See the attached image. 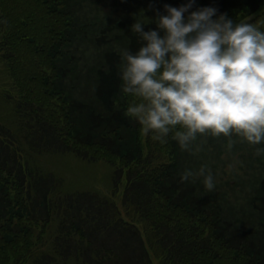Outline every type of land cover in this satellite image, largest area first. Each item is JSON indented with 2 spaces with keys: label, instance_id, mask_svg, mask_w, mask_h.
I'll use <instances>...</instances> for the list:
<instances>
[{
  "label": "trees",
  "instance_id": "obj_1",
  "mask_svg": "<svg viewBox=\"0 0 264 264\" xmlns=\"http://www.w3.org/2000/svg\"><path fill=\"white\" fill-rule=\"evenodd\" d=\"M139 1L0 0L10 79L0 97V264H264V176L251 185L259 199L239 184L247 204L236 206L216 172L211 191L203 177L181 181L207 165L209 143L195 154L171 134L161 144L126 115L134 97L123 92L121 52L141 46L131 26L156 30L172 2L124 15ZM209 6L258 23L264 0H196L191 10ZM48 153L112 167L109 195L63 193L35 161Z\"/></svg>",
  "mask_w": 264,
  "mask_h": 264
},
{
  "label": "clouds",
  "instance_id": "obj_2",
  "mask_svg": "<svg viewBox=\"0 0 264 264\" xmlns=\"http://www.w3.org/2000/svg\"><path fill=\"white\" fill-rule=\"evenodd\" d=\"M195 3L165 4L166 14L156 13V30L145 31L142 20L131 26L141 46L121 52L123 92L134 97L126 115L138 121L142 135L165 144L171 134L194 154L200 151L194 148L198 136L236 135L252 145L264 143L262 25L218 14L216 7L191 10ZM234 143L229 139V150ZM198 177L207 190L214 189L207 165L186 170L181 181Z\"/></svg>",
  "mask_w": 264,
  "mask_h": 264
},
{
  "label": "rangeland",
  "instance_id": "obj_3",
  "mask_svg": "<svg viewBox=\"0 0 264 264\" xmlns=\"http://www.w3.org/2000/svg\"><path fill=\"white\" fill-rule=\"evenodd\" d=\"M130 1V0H128ZM155 2V3H154ZM184 0H172L168 5L172 7H180L184 5ZM149 4L157 6V0H140L135 6L133 3L129 4L128 11L124 12L128 18L133 16H146L145 10L155 12V9ZM123 13V12H122ZM258 15L261 16L259 24L264 26V6L259 10ZM264 28V27H263ZM10 79L6 71L5 65L0 61V97L5 93L6 87H9ZM6 84L7 86H3ZM232 139L235 141L231 150L228 149V141ZM206 145L210 144L211 149L219 155L216 160L211 155L213 151H205V159L201 162L206 163L211 173L216 172V180L218 182L225 180L229 182L232 190L231 200L236 206H245L247 204V195L242 192L239 187L243 183L244 189L249 193L250 197L258 198L255 185H252L253 179L256 177L262 178L264 176V153L256 155V150L263 147L264 143L252 145L243 141L240 137L233 135L232 137H214L210 140V135L199 136L195 144ZM204 150V149H203ZM198 153V152H196ZM37 165H41L46 171L55 174L56 177L63 181L64 192L70 194L81 192H98L101 195H109L113 168L103 162L89 163L87 160L78 159L74 154L67 153H48L35 158ZM200 161V160H199ZM215 163L218 168L215 167ZM231 165V167H229ZM232 185V186H231ZM237 200L235 201V199Z\"/></svg>",
  "mask_w": 264,
  "mask_h": 264
}]
</instances>
